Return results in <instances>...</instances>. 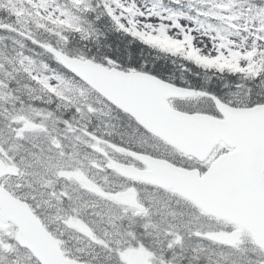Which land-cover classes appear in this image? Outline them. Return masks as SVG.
<instances>
[{"label":"snow or ice","instance_id":"snow-or-ice-1","mask_svg":"<svg viewBox=\"0 0 264 264\" xmlns=\"http://www.w3.org/2000/svg\"><path fill=\"white\" fill-rule=\"evenodd\" d=\"M0 264H264V0H0Z\"/></svg>","mask_w":264,"mask_h":264}]
</instances>
